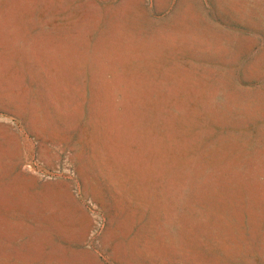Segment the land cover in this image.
I'll return each mask as SVG.
<instances>
[{
  "label": "rangeland",
  "instance_id": "374dc122",
  "mask_svg": "<svg viewBox=\"0 0 264 264\" xmlns=\"http://www.w3.org/2000/svg\"><path fill=\"white\" fill-rule=\"evenodd\" d=\"M0 264H264V0H0Z\"/></svg>",
  "mask_w": 264,
  "mask_h": 264
}]
</instances>
